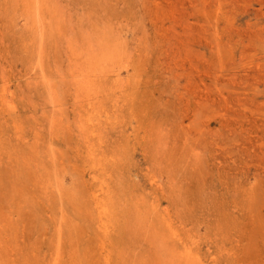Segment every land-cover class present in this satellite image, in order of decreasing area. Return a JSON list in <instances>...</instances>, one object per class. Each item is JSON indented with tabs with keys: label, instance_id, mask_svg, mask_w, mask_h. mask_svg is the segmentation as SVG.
Wrapping results in <instances>:
<instances>
[{
	"label": "rangeland",
	"instance_id": "rangeland-1",
	"mask_svg": "<svg viewBox=\"0 0 264 264\" xmlns=\"http://www.w3.org/2000/svg\"><path fill=\"white\" fill-rule=\"evenodd\" d=\"M185 254L264 264V0H0V264Z\"/></svg>",
	"mask_w": 264,
	"mask_h": 264
},
{
	"label": "bare ground",
	"instance_id": "bare-ground-1",
	"mask_svg": "<svg viewBox=\"0 0 264 264\" xmlns=\"http://www.w3.org/2000/svg\"><path fill=\"white\" fill-rule=\"evenodd\" d=\"M91 51H92V53H91ZM91 51H90V53H91L90 55H92L94 53L93 49H91ZM90 55H88L87 57L91 58ZM86 73H88V72L86 71ZM116 73H120V72L118 71ZM84 75L85 74L82 73V78H78V79L74 78V83L77 87L76 91L77 92L79 91L80 95L84 94V97L88 101L87 104H88V111L89 112L87 111V115H88L87 122L85 123V126H84L83 119L82 120L79 119L80 120L79 126L81 127V130H83L84 134L86 135L88 142L91 143L92 141H94L95 137L98 134H100L99 131H100L101 124H102L101 120H102V118L108 117L107 114L109 112L106 109V106H107L106 102H104L102 96H100V94L98 92V90L100 89L101 86L100 87L97 86L96 79L93 78L94 76L88 77V76H84ZM119 85H123V84L120 83ZM120 91H121V89H120ZM80 97H78L77 99H80ZM82 108H85V105ZM96 157L97 156H96L95 152H93V151L90 152V161L95 166V169L100 170V168H98V165H97V164L100 165V163H98V161H96ZM101 166H102V170H104V166L102 164H101ZM103 174H105V172ZM94 177L96 179L98 178L96 176H94ZM102 183H104V182H102ZM107 187H108V182L106 180V187H102L101 191H99V193H97L95 195V198H96V205H95L96 209L95 210L98 213L101 225H102V222H104V224H106V227H111V224L118 217L117 209L119 206H118V200L116 198L117 197L116 193H114V191L111 188L107 189ZM91 209L93 210V208H91ZM103 227H105V226L103 225ZM184 256H189V257H187V259L181 257V259H180L181 262H179V263H181V264H198L200 262V259L196 254H195V261L194 260L191 261L190 255H188V254H185ZM192 259H194V258H192Z\"/></svg>",
	"mask_w": 264,
	"mask_h": 264
}]
</instances>
